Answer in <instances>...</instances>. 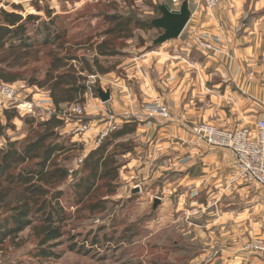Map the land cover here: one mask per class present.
I'll list each match as a JSON object with an SVG mask.
<instances>
[{"label": "rangeland", "instance_id": "374dc122", "mask_svg": "<svg viewBox=\"0 0 264 264\" xmlns=\"http://www.w3.org/2000/svg\"><path fill=\"white\" fill-rule=\"evenodd\" d=\"M33 1L35 0H0V11H12L13 5H19L23 6L25 16L31 13L37 14L32 5ZM44 1L40 5H47L53 16H56L57 24L47 33L36 35L33 39L45 42V36H66L65 39L69 42L65 43L66 48L80 55L86 54L89 58L93 55L96 45L107 38L105 33L111 25L107 21L108 15L130 16L137 22H154L162 17L161 7L164 5L167 4L173 10L178 11L187 2L191 20L180 38L162 45L157 44V40L164 34V30L155 26L147 30H134L132 39H127L122 34L109 37V42L114 48L120 50V55L100 60L105 69L112 71L108 75L99 74L100 77L97 80L88 79L87 85L90 88L86 104L74 105L83 107L84 116L77 118L70 112L72 115L65 117L67 125L61 131L62 142L68 138L64 142L69 148L71 145H76L62 158L65 160L64 166L70 170L72 175L69 181L62 186L64 196L61 200L66 211V218L68 215V222L62 224L69 235L64 238L63 243H57V247H47L57 254L56 258L39 260L33 257L36 255L39 241L32 228L29 227L19 235V238L11 239V241L8 238L0 243V264H210L218 255L220 257L221 249L232 247L235 243L228 238V234L233 228L230 227V224L219 220L224 218L223 214L218 215L221 217L217 216V208L220 211H226L232 201L226 200L225 197H218L220 198L218 205L212 204L214 208H208L209 203L214 202H210L211 188L215 192L218 190L214 185H196L200 177L206 176V174H202L200 167L206 166L202 165V155L195 152L192 147L203 144L208 148L211 147L199 141L195 135H191V139L190 137L187 139L164 137V140H160L158 137V131L161 128L159 122H164V128L167 124H172L170 122H175L176 118L179 122H187V118L181 119L185 115L179 110L181 107L184 108L183 104L181 107L176 106L178 105L176 102L183 99L173 98L175 91L170 93L171 89L169 91L165 85H163L164 91L160 90L163 93L162 101L153 99L142 90L136 91L134 83L141 82L142 77L136 79L137 77L132 76L131 72L126 70V66L123 65L126 61L137 60L140 52L144 49L155 51L164 45V48L170 49L169 53L177 50L184 56L178 58V61L182 62L186 69L192 64V54L196 56V53H200V51L205 54L211 53L202 50L199 46V41L204 36H212V39L215 37L210 30L211 27H203L199 24V20L195 23L191 22L193 11L191 7L193 1L196 0H178L177 4L174 3V0ZM197 2L206 7L202 19L211 11L213 16L217 17L218 15L224 18L225 27H230V25H234L228 23L227 13L232 14L233 23L237 25L235 30L242 33L248 30L247 26L254 29L259 14L264 10H261L260 7L257 8L260 0H221L217 7H211L208 0H197ZM39 15L42 21L50 20L44 11ZM254 22L256 23L254 24ZM78 42L85 45L79 46ZM214 44L217 48L218 43L214 41ZM49 48H51L50 45L43 48L42 51L46 53L50 50ZM44 58L42 56L31 60L29 67L43 66L42 61L38 60ZM197 59L199 60V56ZM132 74L134 75V73ZM114 76L121 79L122 83L124 82L125 85L122 89L112 88L111 81L113 82L112 79H115ZM172 81V84H175L176 79L175 81L172 79ZM23 84L27 83L20 81L11 86L20 87ZM124 87L127 90L124 91ZM99 88L110 89L112 96L113 92L116 93L118 97L116 103L110 101L103 104L96 92ZM187 89L183 91L182 98L188 93L190 97L192 96V90L188 89L187 91ZM39 90L40 93H49ZM166 91L169 92L168 95L165 94ZM35 92L38 91L35 90ZM30 94V91L23 90L20 102H23L26 97H28L27 100H31L32 95ZM155 102L164 104V108H168L171 112L172 118L169 120L150 119L146 115V110L150 105L156 104ZM32 109L27 114H20L17 109H11L10 114L17 115V118L15 117L12 121H8L6 113L0 110L4 113L2 115L4 119L0 121V148L6 146L9 140L22 142L30 138L32 124L24 122L26 117L29 116L28 118L33 119L37 124L48 120L55 112V109L47 110L45 107H36V105H33ZM173 110L176 114H173ZM113 117L124 120L122 122L136 121L138 129L142 128V131L137 129L135 134L124 138L131 141L129 147L133 151L119 158L121 167L117 183L111 185L106 182L109 185H105L104 188L93 194L88 201H85L86 204L81 203L80 196L75 194L72 184L86 178V174L81 172V160L91 150L99 146L101 143L99 134L110 125L105 126L107 122L113 121ZM81 121L91 125L92 130L88 132L91 136H88L87 132L80 133L79 136L73 133L74 124ZM116 122H112L109 127L111 131L114 130L112 127L116 126ZM122 122L118 123L116 127L121 126ZM149 122L160 128L157 130L148 128L147 130L146 126L148 127ZM140 125L143 126L139 128ZM191 127L192 125L189 128ZM98 128H100L99 131ZM193 141L197 144L193 145ZM229 151L233 154L231 150ZM233 156L235 157L234 154ZM229 169L232 179L236 178L242 183L247 182L240 179L230 166ZM247 185L250 191H252L250 187H255L250 183ZM113 186H116V190L114 193H110ZM136 189H139V192L133 194ZM259 192L262 191L259 190ZM250 193L249 199L252 202L254 196L259 194L252 193L251 195ZM262 193L264 194V192ZM233 196L237 197L234 194ZM156 198L161 201L157 209L154 210ZM238 200L237 198L236 205H232L233 207L238 208ZM96 202H100L103 209L95 210L89 206ZM256 203L263 204L262 201H256ZM252 204L253 202L248 206L251 216L246 224L248 229L241 234V237L245 233L246 235L243 242H236V245L241 246L239 253L246 258L245 264H248L247 262H251V264L264 262V250L261 249V246L264 247V213L256 215L258 214L255 212L256 205L252 206ZM232 224L236 229L241 227L234 221ZM72 236L76 237L74 240L76 249H74L75 246L74 248L71 246ZM240 257L242 260H234V264H243V257ZM219 259L221 260V257ZM228 260L231 259L228 258Z\"/></svg>", "mask_w": 264, "mask_h": 264}, {"label": "trees", "instance_id": "16d2710c", "mask_svg": "<svg viewBox=\"0 0 264 264\" xmlns=\"http://www.w3.org/2000/svg\"><path fill=\"white\" fill-rule=\"evenodd\" d=\"M44 2H32L37 14L25 16L23 6L19 5H13L12 11H0V83L13 85L24 81L31 88L48 91L55 109L54 114L41 123L36 124L29 116L26 117L24 122L32 124L30 138L22 142L9 140L6 146L0 148V243L8 238L10 241L19 238L30 227L39 241L33 256L39 260L56 258L57 254L47 247H57V243H63L69 235L62 224L66 223L68 215L66 218L61 200L64 196L62 186L72 175L62 158L76 145L69 148L64 142L68 138L62 142L61 131L67 125L65 117L72 114L82 117L73 113L72 109L78 107L74 105L86 104L90 88L88 79L92 76L99 79V74L108 75L112 71L105 69L100 60L120 55V50L111 45L109 37L122 34L132 39L134 30L154 27L153 22H137L130 16L108 15L107 21L111 25L105 33L107 38L96 45L89 58L86 54L80 55L66 48L65 43H69L66 36H45V42L33 39L57 24L56 16L47 5H40ZM43 11L50 20H41L39 13ZM48 45L51 48L44 53L42 49ZM42 56L45 58L38 61H42L43 66L29 67L31 60ZM10 111H4L8 121L17 118ZM122 123L81 160V172L86 174V178L72 184L81 203L86 204L85 201L93 194L109 185L106 182L111 185L117 183L121 167L119 158L133 151L129 147L131 141L124 138L138 131L136 121ZM115 190L116 186H113L110 193ZM101 205L100 202L89 204L95 210H101ZM75 238H71L73 248Z\"/></svg>", "mask_w": 264, "mask_h": 264}, {"label": "crops", "instance_id": "0c3cea01", "mask_svg": "<svg viewBox=\"0 0 264 264\" xmlns=\"http://www.w3.org/2000/svg\"><path fill=\"white\" fill-rule=\"evenodd\" d=\"M259 7L261 10L264 9V0L258 2L257 8ZM191 8L193 10L191 22L195 23L199 20V24L203 25V27H211L210 30L215 35L213 40L219 46H217L215 51L209 54L200 51V53H196V56L192 54V64L187 69L182 62L178 61V58H183L184 56L177 50L169 53L168 50L170 49L164 48L165 45L155 51L144 49L140 52V58L137 57V60L126 61L123 64L126 66V70L131 72L132 76L137 77L136 79L142 77L141 82L136 81L134 83L136 91L142 90L153 99L162 101L163 93L160 90L164 91L163 85H165L169 91L171 89L170 93L175 91V94L171 95L173 98L179 97V99H183L176 102L178 104L176 106L181 107L183 104L184 108L181 107L179 110L181 113H185L187 122H179L176 120L178 118H176L175 122H170L172 124H167L166 128H164V122H159L161 128L158 127L160 128L158 137L160 140H164V137L176 139H187L190 137L191 139L193 134L189 127L199 123L217 124L221 128L236 130L253 126L264 119V10L259 14V18L256 20L257 23L254 22V24L256 23L254 29L247 26L248 30L242 33L235 30L237 25L233 23L232 14L227 13V21L234 26L225 27L224 18L219 17L217 14V17L213 16L211 11L202 19L206 7L198 4L197 0L193 1ZM210 37L212 38V36ZM197 56H199V60ZM251 72L255 74L253 80L249 78ZM114 77L115 79H112L113 82L111 81L112 88L122 89L123 85H125L124 82L122 83L121 79ZM172 79L174 81L176 79L175 84H172ZM186 88L191 89L193 94L190 97L188 93L182 98L184 95L183 91ZM35 90L38 92L36 93ZM125 90L127 89L124 87ZM28 91L32 95L31 99L35 101L51 98L49 93H40V90L36 87L30 88ZM165 94L168 95L169 92L166 91ZM117 99L116 93L113 92L111 103H116ZM174 110L173 114H176ZM3 114L0 111V121L4 119L2 117ZM114 121H117V126L118 123L124 120L113 117V121L107 122L105 126L112 124ZM148 124V127L146 126L147 130L148 128H151V130L158 129L154 123L149 122ZM143 125H140L139 128ZM139 131H142V128ZM87 135L91 136L90 133ZM192 144L196 145L197 143L193 141ZM192 148L195 149V152L202 155V165L206 166L200 167L202 174H206V176L200 177L196 185H214L215 189L218 190L215 192L211 188L212 196L210 202H214L209 203L208 208H214L212 204L217 206L221 197L232 201L226 211H220L217 208V216L223 214L224 218L219 220L231 225L230 227L233 230L228 234V238L235 243L232 247L221 249V260L218 255L210 264H234V260H242L240 256L243 257V264H245L246 258L239 253L241 246L236 245V242H243L246 235L245 233L241 237V234L248 229L246 226L247 221L251 219L248 209L249 203L253 202L252 206L256 205L255 212L258 213L256 215L264 213V194L262 193L264 191L258 187H250L252 190L250 191L247 183L239 182L236 178L232 179L229 166L231 167L235 157L229 150L212 149L204 144ZM135 163L137 162L135 161ZM250 192L259 194L254 196L255 198H253L252 202L249 199ZM252 193L250 194L252 195ZM233 194L237 197L233 196ZM237 198L239 199L238 208L232 206L236 205ZM256 201H262L263 204L256 203ZM232 221L241 227L236 229ZM219 242L220 240L218 239ZM228 258L231 260H228ZM247 263L251 264V262ZM260 264H264V262L262 261Z\"/></svg>", "mask_w": 264, "mask_h": 264}, {"label": "built area", "instance_id": "2783aa9c", "mask_svg": "<svg viewBox=\"0 0 264 264\" xmlns=\"http://www.w3.org/2000/svg\"><path fill=\"white\" fill-rule=\"evenodd\" d=\"M221 0H208L211 7H217ZM174 3H179L178 0H174ZM175 9V8H174ZM199 46L202 50L212 52L216 50L214 40L210 36H204L199 41ZM250 80L255 78V74L251 72L249 74ZM92 80H97V76H92ZM23 90H29L27 84H23L20 87L11 86L0 83V110L17 109L20 114H27L32 111L33 105L36 107H45L47 110L54 109V104L51 98L35 101L34 99L27 100L26 97L23 102H20L21 92ZM156 104L150 105L146 110V115L150 119H162L169 120L172 118L171 112L168 108H164V104L155 102ZM73 113L78 116L84 115V109L81 107H75L72 109ZM181 117V116H180ZM184 115L181 119H186ZM148 119V118H147ZM105 128L99 134V140L102 141L111 131L109 128ZM113 126L112 129H115ZM91 125L88 123L77 122L73 126V133L79 136L80 133L91 131ZM192 134L195 135L199 141L206 143L212 149H229L235 155V161L231 164L238 177L246 183L260 188L264 191V119L255 123L253 126L229 130L221 128L217 125L210 123H199L191 127ZM264 250V247L261 246Z\"/></svg>", "mask_w": 264, "mask_h": 264}, {"label": "water", "instance_id": "95a60500", "mask_svg": "<svg viewBox=\"0 0 264 264\" xmlns=\"http://www.w3.org/2000/svg\"><path fill=\"white\" fill-rule=\"evenodd\" d=\"M162 17L153 22V25L157 28L163 29L164 34L160 36L157 40V44H164L168 41L180 38L187 25L191 20V12L189 10V5L185 2L181 8L173 10L169 5H164L161 7ZM99 99L103 104L111 101L112 95L111 90H104L102 88L98 89ZM139 189L133 191V194L138 193ZM160 199L156 198L154 201L153 209H157L160 204Z\"/></svg>", "mask_w": 264, "mask_h": 264}]
</instances>
